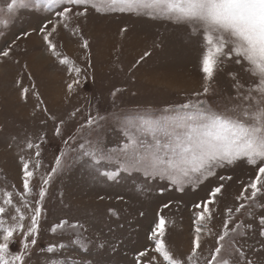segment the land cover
<instances>
[{
  "label": "rangeland",
  "instance_id": "rangeland-1",
  "mask_svg": "<svg viewBox=\"0 0 264 264\" xmlns=\"http://www.w3.org/2000/svg\"><path fill=\"white\" fill-rule=\"evenodd\" d=\"M9 3L10 0H0V9H6ZM3 20H8V24L0 23V48L15 43L11 58L0 62V206L5 207L4 218L9 224L13 223L11 217L18 215V206L26 216L25 227L29 226L32 213L23 201L28 200L32 208L37 206L43 179L55 167L59 154L67 153V166L47 186L37 244L27 254L26 264H48L54 255L47 253L48 246L74 241L80 235L70 229L63 235L53 234L51 227L64 220L82 224L83 236L91 243L87 252L68 243L62 260H75L76 264L81 260L84 264H138L139 251L147 248L148 255L141 257L139 264H148L153 257V264H166L151 250V231L161 216L166 220V247L174 258L186 261L193 248L195 213L200 211L193 204L223 183L222 192L209 205L212 219L206 223L201 249L197 251L199 264H205L228 219L227 209L239 207L243 201L237 197L255 177L252 166L241 161L217 171V177L230 175L231 180L212 177L196 190L189 186L184 193L171 190L160 195L161 181L145 183L140 173H133L122 174V179L114 183L99 177L77 159L78 144L85 140L90 114L106 118L99 131L106 145L115 147L124 142L119 120L125 114L145 109L158 111L197 99L194 93L202 92L204 84L200 37L189 35L187 26L169 21L120 13L102 15L92 10L87 18H75L69 25L73 31L80 29L77 35L61 28L51 37L62 56L82 70L81 82L69 92L67 85L75 76L74 72L69 74L71 65L60 64L46 52L37 31L44 14L23 8L10 18L0 14V21ZM24 32L32 35L23 38ZM85 39L89 41L87 50L82 47ZM87 52L91 53L90 66ZM145 52L150 55L141 60ZM230 73H238L242 84L249 83L250 77L241 67L228 61L218 66L211 93L200 98H206L215 108H223L235 96ZM24 87L29 88L26 98L22 96ZM81 125L85 126L83 130ZM57 128L60 135H56ZM29 142L40 145L39 157L35 147L27 148ZM21 158L29 161L34 172L30 179L31 196L23 187ZM106 167L112 169L114 165ZM139 186H143V191L138 190ZM6 192L12 193V205L2 203ZM165 204L169 206L165 208ZM262 215L264 197H258L255 206L239 213L234 211L233 224L229 225L230 229L237 222L252 226L240 238L239 245L253 264H264V236L257 225ZM22 239L18 232L10 246L13 253L21 251ZM101 242L104 247L99 246Z\"/></svg>",
  "mask_w": 264,
  "mask_h": 264
},
{
  "label": "snow or ice",
  "instance_id": "snow-or-ice-1",
  "mask_svg": "<svg viewBox=\"0 0 264 264\" xmlns=\"http://www.w3.org/2000/svg\"><path fill=\"white\" fill-rule=\"evenodd\" d=\"M23 8L44 14V20L37 31L42 37L44 50L56 57L60 64L71 65L69 74L74 72L75 76L67 85L69 92L81 82L82 70L66 56H62L51 37L61 28L77 35L80 29L73 31L69 25L75 18H87L92 10L102 15L120 13L169 21L187 26L189 35L200 37L204 49L201 59L204 84L202 92L194 93L197 99H188L158 111L145 109L125 114L119 120L124 142L115 147H108L99 131L103 127L101 122L106 118L90 114L86 121L85 140L78 144L77 159L88 165L99 177L114 183L122 179V174L133 173H140L145 183L161 181L163 186L158 190L160 195L171 190L184 193L189 186L196 190L205 181L217 177L219 169L234 167L241 161L252 166L255 177L237 197L243 201L239 207L235 210L227 209L228 219L216 238L214 252L210 258H206L205 264H253L239 245L240 238L246 236L252 226L237 222L230 229L229 225L233 224L234 211L239 213L246 207L251 208L255 206L258 197H264V0H10L6 9H0V14L10 18ZM0 23L6 26L8 20ZM30 35L31 32H24L23 38ZM14 46L15 43L0 48V62L4 58H11ZM82 47L89 49V41L83 40ZM149 55L145 52L140 59L144 60ZM90 56L91 53L87 52L89 66ZM228 61L239 65L250 80L247 85L242 84L238 73H230L235 96L218 109L206 98L200 97H207L211 93V84L218 66ZM32 88L35 89V84ZM28 93L29 88L24 87L22 96L26 98ZM36 95L39 97L38 92ZM112 95L115 98L116 92ZM81 128L83 130L85 126L81 125ZM60 134V128H57L56 135ZM72 142L76 143V139L73 138ZM34 147L37 149L35 155L39 157L40 145L27 143L28 149ZM66 156V152H61L55 160V167L43 179L44 187L38 193L37 206L32 208L28 200L23 201L24 207L32 213L27 228L23 223L26 216L20 207H15L18 215H13V223L9 224L4 218L6 209L0 206V264H26L27 254L37 244L47 186L67 166ZM21 163L23 187L31 196L30 179L34 172L30 170L29 161L21 158ZM107 165L114 167L108 169ZM217 179L226 181L232 177L220 175ZM223 187L224 184L220 183L209 191L205 199L193 204V208L200 211L195 213L193 248L186 261L174 258L166 247V220L163 216L159 218L151 231L150 239L154 243L151 250L163 257L166 264H199L197 251L201 249L202 233L206 231V223L213 215L209 205L215 202ZM138 190L143 191V186H139ZM5 196L3 205H12V193L6 192ZM168 206L164 205L165 208ZM257 225L260 235L264 236V215L259 216ZM83 228L82 224H69L64 220L50 230L53 234L59 232L61 235L69 229L80 233L74 241L69 240L68 243H75L87 252L91 241L83 236ZM18 232L23 237L22 249L13 253L10 246ZM68 243L47 247V253L54 254L48 264H76L75 260L60 258ZM99 246L104 247L103 242ZM147 255V248L139 251L136 257L138 264L140 258ZM154 259L150 258L148 264H153ZM79 264H84L83 260Z\"/></svg>",
  "mask_w": 264,
  "mask_h": 264
}]
</instances>
